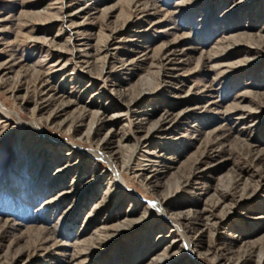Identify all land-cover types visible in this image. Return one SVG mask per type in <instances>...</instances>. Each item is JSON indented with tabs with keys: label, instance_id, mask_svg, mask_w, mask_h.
<instances>
[{
	"label": "rangeland",
	"instance_id": "rangeland-1",
	"mask_svg": "<svg viewBox=\"0 0 264 264\" xmlns=\"http://www.w3.org/2000/svg\"><path fill=\"white\" fill-rule=\"evenodd\" d=\"M0 264H264V0H0Z\"/></svg>",
	"mask_w": 264,
	"mask_h": 264
},
{
	"label": "bare ground",
	"instance_id": "bare-ground-1",
	"mask_svg": "<svg viewBox=\"0 0 264 264\" xmlns=\"http://www.w3.org/2000/svg\"><path fill=\"white\" fill-rule=\"evenodd\" d=\"M68 104H69V102H68ZM84 112H85V111H84ZM97 117H98V116H97ZM97 117H96V118H97ZM73 131H74V130H73ZM99 154H100V153H99ZM98 156H99V155H98ZM112 169H113V172H116L115 169H114L113 167H112ZM116 178H117V179H116V182H119V183L122 185V181H123V180H121L118 176H116ZM171 221H172V220H171ZM174 227H175V229H177L178 232H179V234L177 233V234L179 235L178 237H180V238L183 237V238H184L185 240H187V242H188L189 240L187 239V237H186V235H185V231L183 232V230L180 228V226H179L178 224H176V223H175V226H174ZM190 229H191V228H190ZM191 230H192V229H191ZM173 231H174V230H173ZM184 239H182V240L184 241ZM187 246H188V245H187ZM192 247H193V246H192ZM169 253H170V252H169ZM169 253H168V254H169ZM169 255H170V254H169ZM165 256H168V255H165ZM163 260H164V259H163Z\"/></svg>",
	"mask_w": 264,
	"mask_h": 264
}]
</instances>
